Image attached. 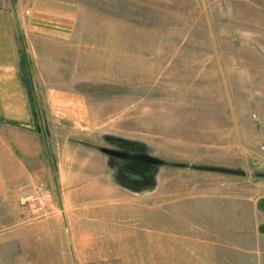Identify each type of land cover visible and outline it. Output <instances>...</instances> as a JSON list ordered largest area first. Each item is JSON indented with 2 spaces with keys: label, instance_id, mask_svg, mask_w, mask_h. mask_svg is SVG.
I'll list each match as a JSON object with an SVG mask.
<instances>
[{
  "label": "rangeland",
  "instance_id": "374dc122",
  "mask_svg": "<svg viewBox=\"0 0 264 264\" xmlns=\"http://www.w3.org/2000/svg\"><path fill=\"white\" fill-rule=\"evenodd\" d=\"M55 1L0 70V264H264V0Z\"/></svg>",
  "mask_w": 264,
  "mask_h": 264
},
{
  "label": "crops",
  "instance_id": "0c3cea01",
  "mask_svg": "<svg viewBox=\"0 0 264 264\" xmlns=\"http://www.w3.org/2000/svg\"><path fill=\"white\" fill-rule=\"evenodd\" d=\"M23 9L19 26L11 14H0V70L12 66L15 40L21 41L23 45L28 44V37L66 41L77 18L75 7L55 0H33L25 4ZM6 96L11 102L21 99L18 94Z\"/></svg>",
  "mask_w": 264,
  "mask_h": 264
},
{
  "label": "water",
  "instance_id": "95a60500",
  "mask_svg": "<svg viewBox=\"0 0 264 264\" xmlns=\"http://www.w3.org/2000/svg\"><path fill=\"white\" fill-rule=\"evenodd\" d=\"M101 151L107 155H110V156H113V157H118V158H126L127 156L122 154V153H119L117 151H113V150H108V149H101ZM47 155H48V158L50 159V155H49V152H47ZM143 161L146 163V164H150V165H153V166H160L163 164V162L159 159H156V158H152V157H147V156H143ZM52 168V167H51ZM255 176L257 177H264V174L262 173H258V174H254Z\"/></svg>",
  "mask_w": 264,
  "mask_h": 264
},
{
  "label": "flooded vegetation",
  "instance_id": "af4514ba",
  "mask_svg": "<svg viewBox=\"0 0 264 264\" xmlns=\"http://www.w3.org/2000/svg\"><path fill=\"white\" fill-rule=\"evenodd\" d=\"M118 152V151H117ZM119 153H122V152H119ZM122 154H124V155H126L127 157L126 158H118V157H113V156H111V157H113V158H116V159H120V160H129V161H131V162H135V163H139L140 164V166H142V167H146V166H152V165H148V164H146L144 161H143V156H135V155H130V154H128V153H122ZM110 156V155H109Z\"/></svg>",
  "mask_w": 264,
  "mask_h": 264
}]
</instances>
